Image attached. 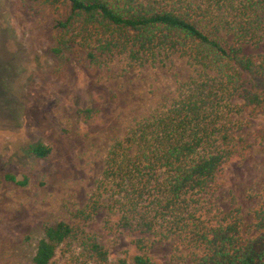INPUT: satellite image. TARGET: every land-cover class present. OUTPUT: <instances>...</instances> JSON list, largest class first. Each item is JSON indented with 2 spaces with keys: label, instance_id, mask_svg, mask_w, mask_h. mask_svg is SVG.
<instances>
[{
  "label": "trees",
  "instance_id": "obj_1",
  "mask_svg": "<svg viewBox=\"0 0 264 264\" xmlns=\"http://www.w3.org/2000/svg\"><path fill=\"white\" fill-rule=\"evenodd\" d=\"M27 1L56 8L57 55L84 49L87 63L100 68L121 61L146 67L181 55L198 69L173 104L112 147L90 206L96 213L106 199L117 225L140 235L132 264H162L151 256L149 237L156 235L199 251L194 264H264V203L252 225L257 235L244 243L241 211L226 214L207 198L242 154L230 120L235 109L264 115V57L244 54V45L264 41V0ZM27 152L46 160L52 148L37 144ZM2 185L0 175V191ZM59 255L76 264H128L112 261L85 226L63 221L45 226L33 264H54Z\"/></svg>",
  "mask_w": 264,
  "mask_h": 264
},
{
  "label": "rangeland",
  "instance_id": "obj_2",
  "mask_svg": "<svg viewBox=\"0 0 264 264\" xmlns=\"http://www.w3.org/2000/svg\"><path fill=\"white\" fill-rule=\"evenodd\" d=\"M58 18L56 8L42 3L0 0V264H33L45 226L62 221L96 234L115 263L132 264L140 235L117 225L106 199L96 213L90 206L112 147L140 120L173 104L198 69L181 55L107 68L90 66L84 49L57 55ZM244 54L264 57V41L244 45ZM230 120L242 154L207 198L226 214L241 211L245 243L257 235L252 225L264 203V115L236 108ZM37 144L52 148L48 159L30 157ZM149 238L151 256L162 264H194L200 255L176 239ZM76 263L63 255L54 262Z\"/></svg>",
  "mask_w": 264,
  "mask_h": 264
}]
</instances>
